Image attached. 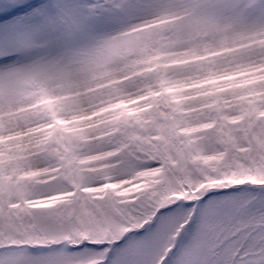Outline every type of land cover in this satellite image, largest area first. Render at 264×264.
Returning <instances> with one entry per match:
<instances>
[{
  "label": "rangeland",
  "instance_id": "rangeland-1",
  "mask_svg": "<svg viewBox=\"0 0 264 264\" xmlns=\"http://www.w3.org/2000/svg\"><path fill=\"white\" fill-rule=\"evenodd\" d=\"M159 2L167 9L153 12L165 17L164 24L156 25L160 29L156 39L162 49V66L172 71L204 72L208 79L197 80L193 86L203 87L210 83L214 87L201 94L187 96H176V90L169 88L167 94L170 99L167 103L148 105L144 108L128 109L125 103L124 115L120 120L107 121L112 127L95 138L89 136L80 126L76 113L83 110L81 97L90 96L98 88L66 91L59 98L50 99L53 115L59 117V113L63 112L73 117L57 120L62 134L52 139L53 148L50 154L61 159L70 170L73 165L77 167L71 174L59 167L49 168L44 172L30 171L26 174V169H31V153L26 152L22 145H0V150L6 153L0 155V243L61 246L66 251L68 245L80 243H65L56 238L58 233L66 230L70 219L77 225H87L93 229V234L86 239L90 238L96 244L106 241L110 243L112 239L107 238L105 229L113 222L102 219L98 205L116 200L117 197L123 198L117 201L119 204L131 205L132 196L137 189L129 187L124 190L120 185L110 182L112 173L109 170L121 165L127 168L133 160L146 159V156H141L140 153H151V157L147 158H158L161 152L166 155L168 167L156 170L155 181L168 185H187L183 193L184 199L196 200L199 198L198 194L205 189H229L232 185H248L246 191L251 192L254 186L264 185V80L246 79L239 86H216L219 81L230 78L228 73L231 71L230 68L218 70L217 56H222L230 62H237V56L246 57L254 63L242 64L241 67L247 66L254 71L255 64H259L264 57V34L249 32L232 37L229 35L231 25H220L217 22L219 16L204 11H200L201 17L192 25L177 24L178 18L168 15L175 5L186 2L194 5L203 3L204 0ZM3 3L5 0H0V5ZM118 26L120 25L78 35L56 47H50L42 41L35 49L44 47L64 53V66L54 71L59 87L71 89L78 87L73 67L80 65V72H93L94 57L98 50L91 46L103 33ZM230 40L239 42L230 43ZM143 46L128 42L124 47L115 46L111 55L116 60H129L135 57ZM97 78L102 77L97 75ZM192 79L197 78L193 76ZM121 83V80L105 81L103 87L111 88L116 97L123 99L126 92L115 87ZM20 102V94L13 102L0 96V137L18 124L17 117L21 110L12 106ZM188 104H191V107H185ZM192 114L203 117L202 126L181 128L182 121L178 118L190 117ZM173 129L180 131L188 140L177 143L170 136L164 135ZM213 129L214 134L209 136L208 133ZM94 139L106 140L110 144L119 143L120 149L103 155L93 152L89 158H85L81 153L89 151ZM209 144L214 146L211 150ZM124 153L126 155L122 156ZM115 156L122 158L113 159ZM101 159L108 163L97 164L96 161ZM93 173H104V176L89 175ZM197 176L203 179L198 181L195 179ZM53 179L67 181L71 189L64 190L63 184L52 188L41 187L50 185ZM97 179L109 182L100 187L95 183ZM38 191H54L56 195L51 199H44L34 195ZM169 203H172V200L161 206ZM37 208L47 211L37 216L33 214ZM13 209L20 211L13 213ZM126 211V219L131 220L137 209L130 208ZM252 216L245 218L242 228L255 232L264 225V218H261L258 212H254ZM138 226L130 224L119 235ZM19 233L32 234L36 238L21 243L14 238ZM94 254L95 250L89 253L92 257ZM103 256L104 253H100V258L94 259L93 264L102 261Z\"/></svg>",
  "mask_w": 264,
  "mask_h": 264
},
{
  "label": "clouds",
  "instance_id": "clouds-1",
  "mask_svg": "<svg viewBox=\"0 0 264 264\" xmlns=\"http://www.w3.org/2000/svg\"><path fill=\"white\" fill-rule=\"evenodd\" d=\"M168 15L177 17V24L192 25L201 17L202 13L199 10H193L192 5L186 2L175 5ZM217 22L220 25H231L229 35L232 37L249 32L261 33V29L254 26V21L242 25L234 23L228 16H219ZM164 23L165 17L163 15L151 13L103 33L91 46L98 50L94 57V71L83 73L80 72V65L74 66V79L78 82V87L71 89L59 87V81L54 71V69L64 66L63 52L42 47L18 58V61L11 67L12 70L20 73L18 90L21 102L12 106L21 110L17 117L19 122L11 127L3 137H0V145L11 144L14 147L22 145L26 152L31 153V169H26V174L30 171L44 172L49 168L56 169L57 167L71 174L77 167V165H73V169L70 170L61 159L50 154V150L53 148L52 139L62 134L61 126L57 120L59 118L73 119L70 114L61 112L57 117L52 113L49 100L59 98L63 92L98 88L90 96L81 97L83 110L76 113L80 126L86 130L89 136L95 138L103 135L112 127L106 123L107 121L120 120V117L124 115L125 103L128 109L144 108L148 105L167 103L170 99L167 94L169 88L176 90V96H187L201 94L214 87L210 83L203 85V87L193 86L197 80L208 79L204 72L172 71L162 66V49L156 39L160 29L156 25ZM128 42L143 44L144 46L139 49L135 57L129 60L114 59L111 55L113 48L115 46L124 47ZM229 42L239 41L230 40ZM133 60L140 62L133 63ZM236 61L230 62L222 56H217L218 70L231 69L228 73L230 78L219 81L217 87L239 86L246 79L264 80V57L261 58L259 64H255L254 71L247 66L241 67L242 64L254 63L246 57L237 56ZM97 75L102 78H97ZM193 76L197 79L193 80ZM111 80L122 81L115 87L126 92L123 99L116 97L111 88L103 87L105 81ZM184 89H190V91H183ZM114 105H120V107H114ZM185 107H191V104L185 105ZM178 119L182 121L180 127L184 129L202 126L203 123V117H198L197 114ZM214 131V129L211 130L208 135L212 136ZM164 135L170 136L177 143L188 140V137L175 129L171 132H165ZM208 147L211 150L214 146L209 144ZM119 149V143L110 144L106 140L94 139L89 146V151L81 153V155L89 158L93 152L103 155L106 152H116ZM0 155H6V153L0 150ZM139 155L146 156V159L133 160L131 166L127 168L125 165H121L109 170L112 173L110 182L120 185L124 190L129 187L137 189L132 196L131 204L137 211L132 214L131 223L126 218H117L105 229L108 234L107 238L112 239V241H118L119 233L128 228L130 224L143 226L148 223L149 219L156 215V212L166 201L172 200L175 203L184 200L183 193L187 189V185H168L155 181L156 170L168 167L166 155L163 152L158 154V158H147L151 157V153H140ZM122 156H115L113 159L119 160ZM96 163L104 165L108 161L101 159L97 160ZM89 175L103 177L104 173ZM195 179L199 181L203 177L197 176ZM108 182L104 179L95 181L96 185L100 187ZM58 184H63L64 190L71 189V185L62 179H53L50 185H42L41 187L52 188ZM142 185L147 187L142 188ZM34 195L51 199L56 195V192L38 191ZM20 198L23 199V197ZM12 211L18 213L20 209H13ZM45 211L47 210L37 208L33 214L38 216ZM92 234L93 229L90 226L77 225L74 220L70 219L67 222L66 230L58 233L56 238L62 239L65 243L81 242ZM116 236L119 238L117 239ZM14 238L21 243H27L36 237L28 233H19ZM100 253H103V249L95 250L93 259L100 258ZM104 259L103 256L102 261Z\"/></svg>",
  "mask_w": 264,
  "mask_h": 264
},
{
  "label": "snow or ice",
  "instance_id": "snow-or-ice-1",
  "mask_svg": "<svg viewBox=\"0 0 264 264\" xmlns=\"http://www.w3.org/2000/svg\"><path fill=\"white\" fill-rule=\"evenodd\" d=\"M192 8L228 16L237 24L254 21L264 34V0H204ZM156 11H167L159 0H5L0 5V96L15 101L20 73L11 66L42 41L56 47ZM248 188L205 189L196 200L166 204L148 223L110 243L88 238L66 251L61 246L0 243V264H93L89 253L97 249H103L105 258L98 264H264V225L255 232L242 228L254 212L264 218V185L251 192ZM120 199L98 205L102 219L127 217L126 210L134 207L119 204Z\"/></svg>",
  "mask_w": 264,
  "mask_h": 264
}]
</instances>
